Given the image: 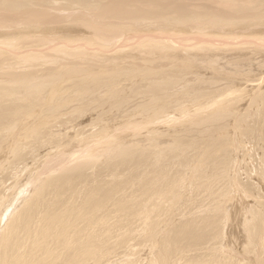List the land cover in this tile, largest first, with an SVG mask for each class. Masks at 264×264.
Here are the masks:
<instances>
[{
    "label": "bare ground",
    "instance_id": "6f19581e",
    "mask_svg": "<svg viewBox=\"0 0 264 264\" xmlns=\"http://www.w3.org/2000/svg\"><path fill=\"white\" fill-rule=\"evenodd\" d=\"M132 1L0 0V24L17 23L14 33L0 41V50L5 53L0 54V204L4 202L0 205V264H111L110 256L114 255L118 256L117 264H264V189L247 165V175L242 178L238 168L230 164L231 146L241 149V157L248 155L246 141L264 151V76H256L251 93L241 97V91L223 88L228 84L212 87V81H200L196 73L192 74L189 64H176L168 53L158 52L157 56L156 52L153 62L146 58L144 65L141 62L143 67L132 74L119 68L113 71L107 64L103 75L89 76L87 70L83 74L74 66L80 60L75 57L65 67L66 78H43L52 81L45 94L39 85L46 83L35 84L31 72L49 70L48 64L57 56H50L48 48L61 42V36L66 38L62 26L50 24L71 16L92 27L95 34L100 16L146 18L154 13L146 7L136 8L138 3L127 6ZM225 1L236 10L231 11L230 4V11H224L219 3L208 1L209 5L196 13L195 8H188L190 0H145L160 9L158 18L176 20L175 26L182 19L190 18L191 22L196 15L223 22L264 15V5L257 8L254 0ZM20 21L24 23L20 25ZM98 33L101 39L107 36L106 31ZM195 35L194 39L202 43L209 37L201 36L199 30ZM117 43L119 38L113 45ZM246 43L257 45L258 41L248 39ZM152 48L149 50L155 52ZM191 92L185 102H197L187 113L185 108L190 107L180 103L178 96ZM57 98L63 101L56 102ZM176 111H180L183 122H177L175 129L180 140L188 132L204 134L197 139L202 140V146L195 151L192 166L190 155L174 158L170 153L164 160L158 155L162 164L156 165L144 150L113 149L109 141L102 143L93 136L105 129L103 115L123 118L142 112L148 116L147 124L164 126L175 121ZM86 112H91L89 122L78 123L76 118ZM93 120L95 123H90ZM69 129L95 149L103 147L98 151L101 158L74 157V153L62 151L68 141L60 140ZM51 150L54 152L48 157ZM147 154L157 155V151ZM54 157L57 159L52 161ZM44 158L49 159L44 162ZM38 164L40 169H32L31 175L17 182L22 169L27 171L30 165ZM253 164L264 180V154L258 152ZM186 168L190 176L184 173ZM184 174L185 179H181ZM28 185L31 190L26 193ZM14 190L8 199L6 193ZM241 194L253 202L247 207L250 218L242 225L248 242L240 255L224 245L223 230L227 227L226 204ZM175 216L180 220L174 223Z\"/></svg>",
    "mask_w": 264,
    "mask_h": 264
},
{
    "label": "rangeland",
    "instance_id": "374dc122",
    "mask_svg": "<svg viewBox=\"0 0 264 264\" xmlns=\"http://www.w3.org/2000/svg\"><path fill=\"white\" fill-rule=\"evenodd\" d=\"M163 1L165 2L166 0H163ZM178 1L181 2L183 0H178ZM208 1L214 2L213 0H190L191 4L188 6V8L190 9V7H193L196 9L195 12L198 13V10H201L202 8H205L209 5ZM254 2L257 8H260L261 6L264 5V0H254ZM135 3H138L135 6L136 8L146 7L147 10L149 11L154 10V13L151 16H148L146 18H136L135 16H131L126 19H120L116 16H113L110 19L109 16H100V18L97 20L96 25H95V34H93L91 30L92 27H86L85 24H83V22L79 20L74 21V19H72L71 16L69 17L66 16L67 19H63V20L60 17L62 21H59L54 24H50L49 27L62 26L63 31L61 33H63L64 37L66 38L62 39L63 36H61L62 38H59V40L61 39V42L63 41L62 43L60 41H57L55 44H53L51 47L48 48V50L51 51L50 56H57L56 58H54L55 61H52V64H48L46 62L44 63V64H48L51 66L49 70L43 69V70L31 72L35 76V84H39L40 82H42L43 84L46 83V85H39V86H43V88H40V90L42 89V91H40L41 94H45L44 93L45 89L52 88V83L49 84V82H52V81L45 80L43 78L48 79L47 77H49V75L50 77L66 78L65 69L67 68L65 67L69 66L70 64H68V61L74 60L75 57L77 59L78 58L80 59L78 64L74 65L77 69H79L80 73L85 74V72L88 71V73L90 74L89 76H94V75H103L102 72L105 70V68H106V71L108 70L107 64L113 67V69H111L113 71L119 68L118 69L119 71L120 70L123 71V69H125L123 71L124 73L132 74L140 66L143 67V65L145 64V61H148L150 59L149 62H153V60H155L153 58L156 57V54H155L156 52H157V56L158 54L160 55V53L158 52L168 53V57L171 58L170 60L174 61L176 64L182 63V62H183L182 64L185 63L184 64L185 66L189 64L188 69L191 68L190 69L191 73L192 74L196 73L195 76L197 77L198 75L197 78L200 79V81H203V80H207L209 82L212 81L211 82L212 84L210 86L216 87L218 85L219 87L217 86L216 88H220L222 85L228 84L229 86L225 85L223 86V88L226 87L225 89H229V87H231L230 88L231 91L235 93H239L241 91L240 93H242V95L239 93L241 97L243 96L245 97V95L248 94L249 92L251 93L250 86H253V84L254 86L256 85L257 81L255 79L259 75L264 76V68H263L264 67V15L260 16L259 14L256 17L254 16L252 18L245 19L242 22L238 21L239 18L238 20L237 18L236 19L234 18V19H230L229 21L223 22V20L220 18H215L216 19L215 20L213 18L207 19L205 16L200 17L196 15L195 17L191 19V22H190V18H189V21L182 19L179 21V22H182V24L178 25L179 24L178 22V24L175 26L174 24L176 23L175 22L176 20L158 18L157 15L160 12V9H158V7H156L155 5H148L145 2V0H134L132 2H128L127 6L135 4ZM216 3H219L220 9L224 11H230L231 2H227L229 3L227 4L225 0H222V2L221 0L219 1L217 0ZM200 5H201V8H200ZM221 5L224 9L221 7ZM226 5L229 6L228 10L226 9L227 8ZM231 8H232L231 11H234L235 7H233L232 4H231ZM131 9H134V8H131ZM231 20L234 22L233 24ZM214 21L217 22V24H215ZM225 22L226 23L230 22L232 26L230 25V23L226 24ZM21 23H24V22L20 21V25H22ZM89 23H91L92 25L95 24L92 21ZM15 24L17 23L5 22L3 24H0V36H1L0 41L2 39L6 40L7 38H4L5 36L8 37V35H11L12 33H14ZM25 24L28 26L26 22ZM29 24H31V22ZM193 24H195V27H193ZM31 25L33 26V24ZM77 28L80 29L81 31L77 32ZM218 28L221 29L220 30L221 33L219 32ZM72 30L75 31L74 33L76 34V36H74L75 35L74 33H69ZM197 30H199V34L201 36L203 37L209 36L205 43L199 42L194 39L196 36L195 32ZM99 31H102V32L106 31L107 36L104 37V39H101L98 36V34H101V33H98ZM68 33L70 34V36L67 35ZM71 38H72V41L70 40ZM80 38L82 39L84 38V39L81 40ZM118 38L120 39V43L113 45ZM248 39H254L258 41V44L257 45L247 44L246 40ZM76 40L78 42H76ZM37 44L38 43H36V45ZM156 44L158 46H156ZM152 45L156 47V48L153 47L155 52H153V50L152 51L149 50L150 48H152ZM213 48L214 50H212ZM138 49L140 52H138ZM140 49L142 50L144 49L143 52H141ZM1 50H0V54L4 55L5 54L3 52L4 49L1 48ZM252 50H253V53H251ZM212 51H215V52H212ZM220 51H223L225 55L223 52H220ZM63 53L65 54V56L62 55ZM138 53L139 55L140 54L141 55L139 56ZM133 54H136V57ZM215 54H216V57L218 56L217 58L215 57ZM157 60L159 62H162V64L166 62L165 59L163 60L157 59ZM6 62L10 63L9 61H6ZM141 62L143 63V65H141L142 64ZM102 63H106V66L104 67ZM170 64H173V63H170ZM36 68H40L39 65L38 67L36 66ZM70 74H72V71H70ZM250 74L253 76V78ZM229 75L230 77H228ZM239 78H241V80H239ZM249 80H252V82ZM214 82H216L215 85L213 84ZM244 84L246 86H244ZM207 85L209 84L206 83L205 86ZM192 93L193 92H191L190 94L179 95L178 98L180 100V103L185 102V99L188 98V96H190ZM55 101L60 103L63 100L61 98H57ZM187 102H185L184 104L188 105L187 107L188 108L190 107V108L189 109L185 108V110L186 111L188 110L187 113H189L191 112V108H193V105L197 101L193 100V101H187ZM239 103L240 105H243V103H245V99L244 101L242 100V102H239ZM175 113L176 115H174L173 118L176 122L174 121V122L163 124L164 126L162 125L155 126L152 124H147L146 119L148 118V116H146L147 114L142 113V112H135V113L127 114L123 118H117V117L112 118L108 115L106 116L103 115L102 122L105 125V129L101 131L102 134L97 133V134H93V136H95V139L97 141H100L102 143L104 141H109L111 143L110 146L113 149L116 148L118 150L123 151L129 148H137V149L144 150L145 155L152 158L155 161L156 165L162 164L161 158L164 160L166 154L174 153L173 154L174 158L182 157V155H185V154L190 155L189 164L190 166H192L193 164L192 159L194 157V153L197 149L198 151L201 150L199 146H202L201 144L202 140H197V139H202V137H204V134L188 132L189 134L187 133L186 138H182V140H180L178 136V132L176 133L175 129H178L179 123H183L181 120L182 115L178 116L180 115L179 114L180 111H178V113L176 111ZM89 114H91V112L82 113L80 116L76 118V121L80 124L88 123L89 117H90ZM90 123H95V121L93 120ZM175 123L177 126L174 125ZM73 133H74V130L69 129L68 133L66 132L64 136L61 138L60 141L63 143L68 141L65 147L62 148L63 149L62 151H65V153H70V154L74 153V157H78L82 155V156H88L87 159L94 158L97 160V158L99 159L101 158L98 154V151H101L103 147H98L97 149H95V146L92 145L91 142L86 143L85 140L81 141V139H79V137L76 138V135ZM101 136L102 138H100ZM209 137L214 138V139L216 138L215 135H211ZM211 138H208L207 140L213 141V140H209ZM245 145L247 147L248 155L246 156L244 155V157H241V153H239V150L241 149H238L237 151L236 147L233 148V146H231L230 155L233 158V161L230 164L238 168L237 172L240 173V176L242 178H244L247 175L246 171L244 170L245 165H247L249 169H251L250 175L254 177L257 182H260L261 184H259V186L262 189H264L262 187L264 186V180L261 179L259 170L256 169L255 168L256 165L253 164L254 158L256 157L257 153L259 152L260 154H264V151H262L260 148H257L259 146H254L248 141H246ZM81 146L85 148V149L83 148L85 152L81 151V154H79L80 153L79 150L82 148ZM154 149L157 151V155L147 154V151L154 150ZM47 150L49 149H45V150L42 149L41 152H46ZM235 150L237 151V153ZM53 152L54 151L51 150L49 152L48 157H51ZM88 153H91V154L88 155ZM158 155H161V158ZM48 159L49 158H44L43 161L44 162L48 161ZM56 159L57 157H54L52 158V161H55ZM41 165L43 166V163H41ZM41 165L38 164L36 165V167L35 165L34 166L30 165L31 168L27 170L28 173L30 171L32 173L33 171H35L37 167L38 168L41 167ZM186 169L184 173H186V176L187 174L188 176H190L189 168H186ZM27 171L25 169H22L21 173L18 174L20 179L18 178L17 182H19L26 175H31V173L28 174ZM181 179H185V174L181 177ZM184 182H186V180ZM12 188H15V187H12ZM26 189H27L26 193L31 190L29 188V185L24 188V190ZM13 192H15V190L11 192H7L6 197L9 199V197L13 195ZM249 202L250 203L253 202L251 197H246L243 194H241L237 196L234 195L231 200V203L226 204L227 214H226L225 225L227 227L225 226L226 228L223 230L224 231L223 239L225 243L224 245H227L228 249L232 247L233 250L240 255L242 254L243 245L247 246L246 242H248L243 226H245L244 222L248 221L249 220L248 218H250L249 217L250 212H248L249 208H247V207H250ZM2 204H4L3 201L0 205ZM178 204L179 202L177 203V205ZM245 206H246V209H245ZM245 217L247 220L245 219ZM179 220H180L179 216H175L173 222L175 223ZM1 226L2 224L0 225V228ZM225 230L226 231L228 230V232H226ZM116 257L118 256L116 255H114L113 257L110 256L111 264L114 262V260L117 259ZM115 262L114 264H117L119 260H116Z\"/></svg>",
    "mask_w": 264,
    "mask_h": 264
}]
</instances>
